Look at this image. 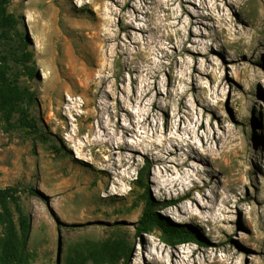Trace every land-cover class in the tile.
<instances>
[{
	"label": "rangeland",
	"instance_id": "obj_1",
	"mask_svg": "<svg viewBox=\"0 0 264 264\" xmlns=\"http://www.w3.org/2000/svg\"><path fill=\"white\" fill-rule=\"evenodd\" d=\"M4 11L0 264H264V0ZM148 196L204 243L135 236Z\"/></svg>",
	"mask_w": 264,
	"mask_h": 264
},
{
	"label": "trees",
	"instance_id": "obj_2",
	"mask_svg": "<svg viewBox=\"0 0 264 264\" xmlns=\"http://www.w3.org/2000/svg\"><path fill=\"white\" fill-rule=\"evenodd\" d=\"M6 0H0V24L5 23L8 26L14 25V19L9 14L4 11V4ZM18 192H28L34 193L31 188L25 187L21 184H12L0 188V200L4 201L6 199L11 200L16 204V193ZM176 201H160L155 202L149 196L145 199L141 212L134 223L133 234L139 236L141 233H145L149 228H154L158 232V239L161 243L167 246H175L188 242L197 243L202 245L204 241L197 234V232L190 226L174 224L169 220L161 217L156 210L158 206H168L174 204ZM20 232L24 237L27 229V222L23 217L19 219ZM22 240V244H23ZM5 257L9 256V253H4ZM26 256L30 258V255ZM127 255L124 256L126 259Z\"/></svg>",
	"mask_w": 264,
	"mask_h": 264
}]
</instances>
